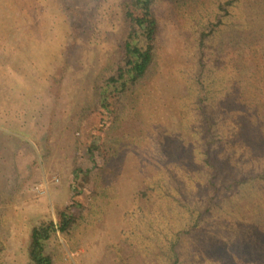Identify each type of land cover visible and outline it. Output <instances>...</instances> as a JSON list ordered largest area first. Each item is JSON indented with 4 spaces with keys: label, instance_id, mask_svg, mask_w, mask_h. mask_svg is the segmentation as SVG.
<instances>
[{
    "label": "rangeland",
    "instance_id": "374dc122",
    "mask_svg": "<svg viewBox=\"0 0 264 264\" xmlns=\"http://www.w3.org/2000/svg\"><path fill=\"white\" fill-rule=\"evenodd\" d=\"M25 1L0 0V264H28L31 230L51 219L56 264H171L170 241L212 196V213L180 241L181 264H264V0L227 11L229 0L158 2L157 62L112 130L107 196L72 209L69 236L57 207L71 203L75 159L89 167L77 127L113 63L122 0ZM200 96L215 114V165L231 180L256 177L228 197L209 185Z\"/></svg>",
    "mask_w": 264,
    "mask_h": 264
},
{
    "label": "trees",
    "instance_id": "16d2710c",
    "mask_svg": "<svg viewBox=\"0 0 264 264\" xmlns=\"http://www.w3.org/2000/svg\"><path fill=\"white\" fill-rule=\"evenodd\" d=\"M160 1H121V18L125 29L117 40L112 54V65L108 66L104 72L100 73L99 78L94 80L93 89L97 106L84 109L81 114V123L77 127V131L81 133L84 141L82 144L84 156L82 158L89 162V167L83 168L84 166L78 164L80 158L75 159L71 172L73 180L69 189L71 203L66 206L64 212L57 207L61 233L64 236L72 234L76 226L77 217L72 209L84 210L92 205L93 201L107 196V194L100 193L102 190L106 193V189L103 187L105 185L103 174L113 165L119 154V150L115 147L116 140L112 130L117 127L126 107L132 103L134 96L147 81L157 62L160 24L154 8ZM166 1L175 7H180L193 4L196 0ZM237 1L239 0H229L220 4V9L227 11V8L233 6ZM18 13L22 15H18ZM14 14H16L17 20L23 18L21 11ZM1 27H4V24H1ZM204 37L208 38L209 34L205 33L201 37L199 43L202 47L205 46ZM201 51V54L204 55L205 52ZM12 62L7 60L5 65H11ZM201 84L203 85V83ZM198 108L203 124L200 134H202L204 143L205 163L207 168L210 167L213 170V176L209 180L210 188L215 191V194L226 192V197H228L235 192L236 188L249 184L250 178L256 179V177L231 180L229 173H223L222 167L215 165V161L222 156V149H220L216 135L215 114L207 102V97L200 96ZM258 175V180L264 181V167L261 168ZM148 191L154 190L148 186L146 190L139 192V196L142 199L148 198ZM204 205V210H200L195 215L197 217L193 216V226L190 227V224L187 223L188 228L178 233L177 238L170 241L169 260L171 264H181L178 249L183 235H188L196 230L200 222L212 213L215 197H210ZM56 240H58L57 225L52 219L42 221L34 226L27 246L28 264H56L51 250Z\"/></svg>",
    "mask_w": 264,
    "mask_h": 264
}]
</instances>
